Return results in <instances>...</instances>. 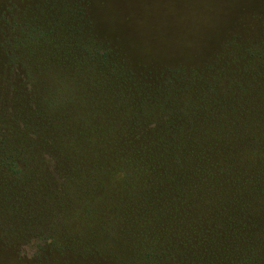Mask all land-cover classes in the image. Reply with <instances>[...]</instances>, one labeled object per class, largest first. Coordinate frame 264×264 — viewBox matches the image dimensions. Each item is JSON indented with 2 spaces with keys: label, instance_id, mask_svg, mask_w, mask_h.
<instances>
[{
  "label": "trees",
  "instance_id": "16d2710c",
  "mask_svg": "<svg viewBox=\"0 0 264 264\" xmlns=\"http://www.w3.org/2000/svg\"><path fill=\"white\" fill-rule=\"evenodd\" d=\"M79 15L36 38L23 63L30 81L10 86L0 109L9 138L28 144L0 139V171L17 178L21 207L33 200L40 211L33 238L119 264L255 257L264 239V45L236 36L203 67L136 66ZM68 69L82 80L38 79ZM13 153L24 157L5 155ZM67 237L79 242L58 246Z\"/></svg>",
  "mask_w": 264,
  "mask_h": 264
},
{
  "label": "rangeland",
  "instance_id": "374dc122",
  "mask_svg": "<svg viewBox=\"0 0 264 264\" xmlns=\"http://www.w3.org/2000/svg\"><path fill=\"white\" fill-rule=\"evenodd\" d=\"M80 12L82 18L91 19L97 38L124 54L123 59L132 65L203 67L236 36H243L238 41L242 44L246 36L258 42L254 45H264V0H0V109L3 97H12L10 86L17 88L22 81H30L23 63L30 67V52L38 49L36 38L58 25H67L65 16L80 19ZM62 42L68 50L76 51L67 41ZM38 79L82 80L71 69L39 75ZM4 129L0 125V139L10 136ZM13 137L9 138L13 147L23 144ZM23 146H28L27 142ZM4 176L0 171V181L12 185L13 190L0 187V264H119L97 254L65 253L34 239L37 226L33 218L40 211L33 209V200L22 208L21 188L13 185L17 178L7 175L11 177L8 182L1 179ZM12 195L16 199L10 198ZM78 242L67 237L58 246ZM253 244L258 252L241 264H264V239Z\"/></svg>",
  "mask_w": 264,
  "mask_h": 264
}]
</instances>
